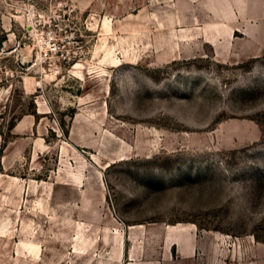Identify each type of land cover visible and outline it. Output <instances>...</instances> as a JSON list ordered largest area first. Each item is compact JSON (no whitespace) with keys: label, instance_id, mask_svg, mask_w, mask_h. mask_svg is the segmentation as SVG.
I'll return each instance as SVG.
<instances>
[{"label":"rangeland","instance_id":"rangeland-1","mask_svg":"<svg viewBox=\"0 0 264 264\" xmlns=\"http://www.w3.org/2000/svg\"><path fill=\"white\" fill-rule=\"evenodd\" d=\"M240 10L0 0V264H264V0Z\"/></svg>","mask_w":264,"mask_h":264},{"label":"crops","instance_id":"crops-1","mask_svg":"<svg viewBox=\"0 0 264 264\" xmlns=\"http://www.w3.org/2000/svg\"><path fill=\"white\" fill-rule=\"evenodd\" d=\"M233 1H234V3H235L236 7L239 8V10L242 9V6H243V2H244V0H233ZM240 11H241V10H240ZM242 15H243V14L240 13V16H242Z\"/></svg>","mask_w":264,"mask_h":264}]
</instances>
